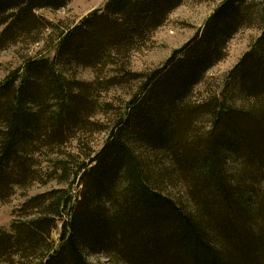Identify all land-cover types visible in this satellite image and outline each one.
Instances as JSON below:
<instances>
[{
  "label": "trees",
  "instance_id": "trees-1",
  "mask_svg": "<svg viewBox=\"0 0 264 264\" xmlns=\"http://www.w3.org/2000/svg\"><path fill=\"white\" fill-rule=\"evenodd\" d=\"M71 1L0 0V51L57 42L53 59L23 57V73L0 84V201L58 173L81 187L77 199L69 186L29 200L35 214L0 230V262L94 264L88 255L101 254L112 264H264V0H223L148 73L132 71V56L184 0H109L68 27L38 14ZM247 29L260 35L222 89L197 98ZM76 68L96 78L68 77ZM125 83L137 86L123 108L101 102ZM100 133L107 138L94 151ZM73 142L81 154L68 152ZM152 155L170 170L157 171ZM162 181L183 185L191 208Z\"/></svg>",
  "mask_w": 264,
  "mask_h": 264
},
{
  "label": "rangeland",
  "instance_id": "rangeland-1",
  "mask_svg": "<svg viewBox=\"0 0 264 264\" xmlns=\"http://www.w3.org/2000/svg\"><path fill=\"white\" fill-rule=\"evenodd\" d=\"M109 0H72L70 4L57 12L50 10H41L38 14L54 24L63 22L66 27L79 23L83 18L89 16L96 10L102 9ZM223 0H184L183 4L177 8L170 16L163 27L157 30L152 38L140 50L135 52L131 60V69L137 73H148L161 67L172 55L173 51L187 43L198 30L202 28L206 20L210 17L216 7ZM63 29V28H62ZM260 35L258 29H247L241 31L231 41L228 47V54L224 61L214 67L207 75L205 82L196 89V97L200 98L208 91H220L224 84L225 76L239 62L241 57L249 50L251 43ZM56 38V36H54ZM54 38V39H55ZM57 42L48 44L45 39L38 45L27 47L25 43H20L5 51H0V84L6 81L15 71L23 70V57L40 56L53 59L56 53ZM99 74V72H98ZM115 69L106 70L107 76H114ZM68 77L76 78L81 81L90 82L96 78V73L88 68H76L67 72ZM136 83H125L121 86H115L102 94L101 102L114 105L118 109L123 108L126 102L132 97L136 89ZM106 117H112V113L107 116L100 114L97 119L106 120ZM206 121L200 122L199 129L206 127ZM107 135L105 133L95 134L90 138L91 148L98 151L104 144ZM68 152L79 154L80 150L76 144L68 146ZM81 154V152H80ZM156 157L152 155V158ZM53 157H40V161L47 164ZM62 158V157H61ZM83 159V158H82ZM154 164L157 171L163 172L170 167L165 163L162 157L154 158ZM235 166V165H234ZM236 168V166H235ZM234 168V169H235ZM170 170V169H169ZM47 171V170H46ZM46 172H43V174ZM60 173L55 176H49L45 179L46 184L35 183L26 188H16L11 198L5 202L0 201V230L6 232L13 231L14 222L27 221L35 212L26 208V204L32 198L50 192L52 190L69 189L72 197L77 199L81 187L77 184L70 185V182L64 181ZM161 187L164 192L177 200L186 208H191L183 185L175 184L172 181H162ZM63 218L67 219L64 213ZM58 229L54 231L52 241L57 248L60 245L59 237L62 221H58ZM89 261L94 264H112V260L103 255H88ZM0 264H3L0 262Z\"/></svg>",
  "mask_w": 264,
  "mask_h": 264
}]
</instances>
